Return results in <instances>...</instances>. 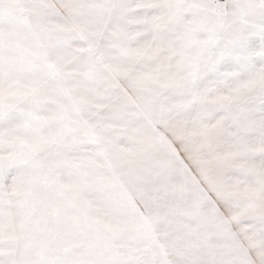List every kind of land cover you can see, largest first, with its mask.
Wrapping results in <instances>:
<instances>
[{
	"label": "snow or ice",
	"instance_id": "obj_1",
	"mask_svg": "<svg viewBox=\"0 0 264 264\" xmlns=\"http://www.w3.org/2000/svg\"><path fill=\"white\" fill-rule=\"evenodd\" d=\"M0 264H264V0H0Z\"/></svg>",
	"mask_w": 264,
	"mask_h": 264
}]
</instances>
